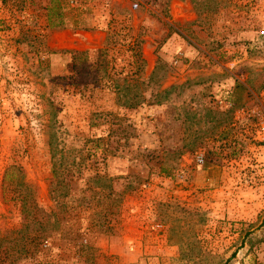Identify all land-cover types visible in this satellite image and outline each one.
Returning a JSON list of instances; mask_svg holds the SVG:
<instances>
[{
	"label": "rangeland",
	"instance_id": "rangeland-1",
	"mask_svg": "<svg viewBox=\"0 0 264 264\" xmlns=\"http://www.w3.org/2000/svg\"><path fill=\"white\" fill-rule=\"evenodd\" d=\"M63 1L83 29L0 0V264H264V0ZM51 151L76 209L38 252L1 187L20 166L53 207Z\"/></svg>",
	"mask_w": 264,
	"mask_h": 264
},
{
	"label": "trees",
	"instance_id": "trees-1",
	"mask_svg": "<svg viewBox=\"0 0 264 264\" xmlns=\"http://www.w3.org/2000/svg\"><path fill=\"white\" fill-rule=\"evenodd\" d=\"M204 1L208 0H190L197 14L200 13ZM45 9L46 27L48 29L54 31H61L66 29H83L80 28L79 25H77L78 23H75L77 21H72V24H70L71 21L66 17V14L64 12L63 0H49V3ZM73 16L76 17V19H79L78 16L80 15L79 13H74ZM113 23L116 24V22ZM129 50L132 53V57H135L134 60L131 59L132 74H137L142 71L144 61L141 59L139 51L140 49L137 44H132ZM61 54L69 55L70 60H72V62L74 63H76L78 59L84 56V53L77 52H63ZM63 80L70 81L66 83V85L74 86L76 89L79 88L78 85H74L70 77L64 76ZM130 86L137 87L135 84L128 85L126 88L129 89L130 92H133V87ZM81 89L85 90V86L83 85ZM141 103L142 102L140 100H137V97L133 96L131 102L127 103V108H135ZM109 125H111V128L113 129L116 126L119 127V123H117L115 120L113 123L110 122ZM106 141L109 140H104L101 138L97 139V143H104ZM51 152L52 166L48 189L49 200L54 203L53 207H44L37 202V196L33 190L32 185L28 181L23 180L24 172L20 166L10 165L5 169L3 185L1 187V196L4 202L11 204L17 209H20V212L22 214L23 228L27 233H29L26 236V239L34 244V248L38 252L43 250V247L46 246V243L48 244L50 241H57V235L59 233L69 231V229L62 228V224L56 218L55 209H76L72 206L74 204V196L71 193L75 181H73V177L69 169L65 168L60 171L57 168L56 153L55 151ZM160 172L163 173L165 171L163 168H161ZM13 181H17L18 185L21 188L19 189L14 186L12 184ZM8 182L10 184H8ZM33 230H35V233L31 235L30 233H32ZM61 239L62 238H59L58 240ZM78 247L81 248V246Z\"/></svg>",
	"mask_w": 264,
	"mask_h": 264
},
{
	"label": "crops",
	"instance_id": "crops-1",
	"mask_svg": "<svg viewBox=\"0 0 264 264\" xmlns=\"http://www.w3.org/2000/svg\"><path fill=\"white\" fill-rule=\"evenodd\" d=\"M258 112L260 113V116H262L261 112L260 111H258ZM259 129L262 132V134H264V124L261 123ZM262 140H264V135H263V139ZM248 213L249 212L247 211L246 208H243V209H228V211H227V214L236 215V216H238L241 219H246L245 217L248 215Z\"/></svg>",
	"mask_w": 264,
	"mask_h": 264
},
{
	"label": "built area",
	"instance_id": "built-area-1",
	"mask_svg": "<svg viewBox=\"0 0 264 264\" xmlns=\"http://www.w3.org/2000/svg\"><path fill=\"white\" fill-rule=\"evenodd\" d=\"M253 114H256V115L260 116V113L257 112V111H253ZM202 161H203V156L200 155V156L198 157V162H199V163H202Z\"/></svg>",
	"mask_w": 264,
	"mask_h": 264
}]
</instances>
